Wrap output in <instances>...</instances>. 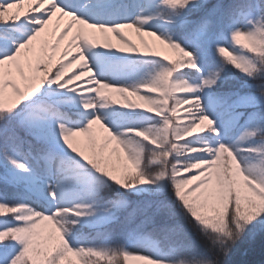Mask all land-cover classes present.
<instances>
[{
  "label": "snow or ice",
  "instance_id": "snow-or-ice-1",
  "mask_svg": "<svg viewBox=\"0 0 264 264\" xmlns=\"http://www.w3.org/2000/svg\"><path fill=\"white\" fill-rule=\"evenodd\" d=\"M246 236L264 0H0V264H236Z\"/></svg>",
  "mask_w": 264,
  "mask_h": 264
},
{
  "label": "trees",
  "instance_id": "trees-1",
  "mask_svg": "<svg viewBox=\"0 0 264 264\" xmlns=\"http://www.w3.org/2000/svg\"><path fill=\"white\" fill-rule=\"evenodd\" d=\"M264 251V236L255 239L245 237L238 242L235 249L236 264H250L251 261H259Z\"/></svg>",
  "mask_w": 264,
  "mask_h": 264
}]
</instances>
